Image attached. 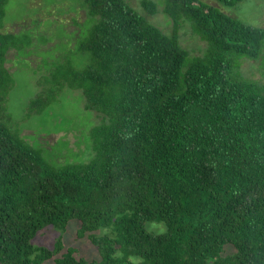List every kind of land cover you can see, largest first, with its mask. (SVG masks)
Here are the masks:
<instances>
[{
	"label": "trees",
	"instance_id": "1",
	"mask_svg": "<svg viewBox=\"0 0 264 264\" xmlns=\"http://www.w3.org/2000/svg\"><path fill=\"white\" fill-rule=\"evenodd\" d=\"M84 3L94 23L76 48L88 63H49L26 114L80 90L99 120L86 161L45 157L7 121L9 55L24 44L0 30V264H264V28L199 0H162L171 33L125 0ZM183 23L201 54L180 43ZM242 58L263 78L243 75ZM73 221L99 258L32 242Z\"/></svg>",
	"mask_w": 264,
	"mask_h": 264
},
{
	"label": "rangeland",
	"instance_id": "2",
	"mask_svg": "<svg viewBox=\"0 0 264 264\" xmlns=\"http://www.w3.org/2000/svg\"><path fill=\"white\" fill-rule=\"evenodd\" d=\"M135 10L163 32L171 33L173 24L162 11V0L155 3L153 14L147 12L142 0H125ZM220 5L216 0H199ZM222 11L244 23L264 28V0H241L233 6L220 5ZM86 13L84 0H5L0 30L17 35L24 46L13 50L12 75L15 80L6 99L7 121L15 128L26 129V138L43 149L44 156L58 162L84 160L89 156V130L98 123L96 112L84 108L80 90L65 87L49 97V104L39 113L28 114L31 98L43 88L41 77L54 60H69L76 68L88 63V54L77 50V42L84 37L94 19ZM180 43L190 53L201 54L205 42L196 35L188 23L178 29ZM28 43L25 44V41ZM241 72L246 77L261 79L258 61L241 59ZM49 92H47L48 94ZM30 111V109H29ZM26 112H28L26 114ZM30 130V131H28ZM86 146V150L84 147ZM45 147V148H44ZM77 222L68 224L65 230L47 226L32 240L43 246H55L61 240L63 248L72 247L77 257L99 258L96 248L87 236L78 237ZM155 225V226H154ZM150 225V229L158 224ZM159 227V226H158ZM232 247L228 248L231 252ZM51 263L48 260L46 264Z\"/></svg>",
	"mask_w": 264,
	"mask_h": 264
}]
</instances>
